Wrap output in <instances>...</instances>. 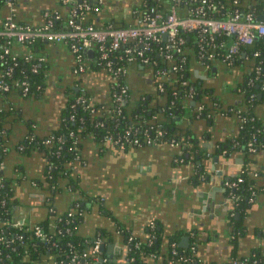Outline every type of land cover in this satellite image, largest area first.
Returning <instances> with one entry per match:
<instances>
[{"label":"crops","instance_id":"obj_1","mask_svg":"<svg viewBox=\"0 0 264 264\" xmlns=\"http://www.w3.org/2000/svg\"><path fill=\"white\" fill-rule=\"evenodd\" d=\"M86 1L95 5L98 0ZM137 3L138 0H103L100 12L119 25L134 24ZM65 5L62 0L61 3L16 0L13 16L17 21L39 26L45 20L46 11L64 10ZM258 14L264 15V6L258 8L255 17ZM225 35L228 44L225 45L221 36V42H217L219 49H228L235 40L233 35ZM247 47L249 51L245 50ZM252 47L256 48L254 41L240 45L231 66L223 58H212L209 71L196 59L190 64L191 72L201 79L213 98L229 104L235 100L236 84L253 66ZM15 49L26 51L24 46ZM41 54L46 68L44 86L36 99L24 98L16 92L2 98L0 93L2 104L13 110L5 122L6 143L10 146L5 160L16 195L12 223L23 227L44 221L52 224L54 216L80 201L83 207L77 228L79 234L89 239L100 238L101 254L117 262L127 257L125 233L145 238L154 226L162 232L165 250L169 238L175 235L181 247L195 245L202 264H221L230 257H247L256 247L264 245V148L250 158L238 149L218 150V146L238 133L236 116H194L196 110L190 103L184 104L180 114V126L190 131L197 144L187 160L168 142L118 148L89 136L80 143L81 161L74 159L69 164V177L62 176L52 196L45 195L38 185L44 178V153L38 150L22 153L16 144L29 127L44 134L58 126L66 102L64 94L69 89L88 92L91 100L109 104L113 78L108 71L102 73L101 67L82 74L76 72L73 55L62 43L48 42ZM88 56L95 58L94 54ZM124 74L131 91L129 106L137 108L143 98L146 110L151 113L159 103L154 98L156 75L149 67L137 63H131ZM255 110L264 125V99L257 102ZM151 117L154 119L157 114ZM196 166L203 168L205 178L204 174L195 176ZM241 167L258 189L243 213L236 212L235 217H241V230L234 232L229 219L234 207L226 194L225 181L227 177L233 179L239 175ZM182 236L188 237L186 246L181 245L186 242L181 240ZM84 264H95V261Z\"/></svg>","mask_w":264,"mask_h":264},{"label":"trees","instance_id":"obj_2","mask_svg":"<svg viewBox=\"0 0 264 264\" xmlns=\"http://www.w3.org/2000/svg\"><path fill=\"white\" fill-rule=\"evenodd\" d=\"M61 3V0H58ZM212 5L205 7L207 16L210 17H225L235 10L239 12L250 11L256 13L259 7L264 6V0H208ZM74 0H71L72 4ZM171 0H138L136 5L137 12H147L150 6L162 10L166 13L169 10ZM199 4L198 1L193 0H180L178 11L180 15H186L192 12ZM66 3L64 10H58L61 14L60 18L54 22L55 27L65 28V23L69 17V6ZM104 5H101L103 9ZM101 7L99 10L93 9H80L76 11L75 17L80 15L84 16L83 23H90L95 26H106L108 24L114 26L119 25L114 19H106L101 14ZM8 12V6L5 0H0V22L2 25L5 14ZM135 12V11H134ZM134 13V16H139L140 13ZM133 13V12H132ZM136 17V18H137ZM136 20V19H135ZM21 22V21H18ZM23 23V22H21ZM129 25V24H126ZM1 27V26H0ZM180 35L184 37L182 51L174 54L173 63L178 65L177 70L171 69V64L163 59V51L165 41L152 42L148 54L150 59L155 61L151 62L149 68L154 72L158 67H164L165 75L160 77L156 75V96L158 104L154 110L148 114L144 99L140 98L137 108L130 107V94L131 91L128 86L127 93L124 98L127 100L125 104L122 102L114 103L111 100L109 104H100L90 98L88 92L75 91L73 89L67 90L64 96L66 98L65 107L62 111L60 123L52 132L44 134L37 133V130L29 127L25 136L20 139L16 144L17 150L22 153H29L32 150L42 151L45 157V171L43 180L38 182L45 195L52 196L54 188L58 184V180L62 176L70 174L69 164L74 159L80 157V143L83 138L92 137L95 141L104 142L105 135L110 134L114 138L120 136L127 128H138L137 134L140 135L141 131L146 130L151 136L156 135L157 129H162V135L158 136L157 142L170 143L172 140L177 142L178 155L187 160L191 155L197 144L190 131L186 128L182 129L180 122L176 121L177 115L183 111L184 104L195 99L193 107L196 111L194 116L201 114V116L209 117L216 114H233L236 116L239 125L238 133L225 144L218 146V150L226 151L241 150L245 151L247 157L250 158L259 149L264 148V125L257 115L255 106L258 101L264 99V35L258 36L254 39L256 48H251L250 57L254 59L253 66L247 73H245L241 80L236 84V96L229 104L220 102L215 97L213 98L212 92L207 89L201 82V79L194 76L191 72V62L196 59L202 61L209 71L211 68L212 58H223L227 49H219L213 47L211 43L221 42L220 38L223 36V42L227 43V38L224 33L213 36V39L207 38V42H203L204 48H200V37L198 31H180ZM230 41V39L228 40ZM232 41V39H231ZM230 41V42H231ZM4 39H0V51ZM49 41L44 39H37L29 49L20 51L17 57L16 64L9 60V56L5 59L13 66L10 76L7 78L13 84L15 79H25L29 84V92L24 96L16 88H11L9 91H1L2 98L8 97L11 92L23 96L24 98L36 99L38 94L42 92L44 86V70L46 68L44 61H38V57L42 55V50ZM238 44V50L240 45ZM247 45V44H246ZM258 45V46H257ZM249 46V45H248ZM227 47V46H226ZM245 48V50H248ZM30 53V58L25 59L24 54ZM213 52V55L211 53ZM239 51H236L231 62V66L235 62ZM123 53V48L119 47L112 51L111 57H118ZM256 53V54H255ZM214 56V57H213ZM96 58L89 57L84 53L85 70L89 71L97 69L102 66L94 64ZM36 63V71L32 70V65ZM116 65H123L126 69L130 66L125 60L114 61ZM152 66V67H151ZM6 67L5 63H0V69ZM258 67V68H256ZM100 70H104L100 68ZM113 74V73H112ZM115 80L119 82H126L125 74H113ZM161 82L162 89H158L157 83ZM193 89V95L190 98L188 95L189 89ZM261 94V97H259ZM79 96H82V100ZM197 96V97H196ZM203 105L201 110L198 106ZM11 109H8L2 104L0 99V162L4 163V168L0 170V264H71L70 256L74 252L82 253L89 252L93 240L79 234L77 228L80 220V212L82 204L72 205L70 210L53 217L52 224L50 221L40 222L37 225L47 235L48 239L37 237L34 229L31 227L19 228L11 223L12 213L16 203V195L8 178L7 168L9 165L6 163L5 157L10 150V146L6 143L5 122L11 116ZM157 111V112H156ZM156 113L157 117L152 119L151 115ZM151 118V119H150ZM33 134V135H32ZM251 138L256 140V151H247L245 144ZM234 143V144H233ZM147 144V143H144ZM117 147V146H115ZM128 147V146H127ZM126 148V147H125ZM78 162V161H77ZM204 170L200 166H196V177L199 178ZM243 181L238 183L235 187H227L226 194L231 199L234 211L229 215L232 221L234 232L241 230V217L236 218L235 213L240 212V215L246 209L253 198L257 187L254 183L250 182L245 172L241 174ZM205 178V174L203 175ZM196 179V178H195ZM71 183L73 182L71 180ZM53 190V191H52ZM71 214H68V212ZM68 228V229H66ZM150 233V234H149ZM20 235V238H15V235ZM130 235L125 233V241H127V257L125 261H113L109 259L105 264H202L196 255V249L191 251V246L185 248L178 244V237L172 236L167 242V248L164 249L162 245V232L156 226L150 229L145 238L133 237V241L139 240L140 245L135 246L133 242L128 241ZM12 240V241H10ZM52 242H55L53 244ZM172 242H175V249L173 251ZM245 258L249 264H264V245L256 247L253 252ZM92 255H88L84 261L79 264L90 262Z\"/></svg>","mask_w":264,"mask_h":264},{"label":"built area","instance_id":"obj_3","mask_svg":"<svg viewBox=\"0 0 264 264\" xmlns=\"http://www.w3.org/2000/svg\"><path fill=\"white\" fill-rule=\"evenodd\" d=\"M5 1L8 6V12L5 14L0 27V39H4L0 51V63H5L6 67L0 69V90L9 91L13 87L24 96L29 92L28 81L25 79H15L13 84L8 81L7 78L10 76L13 66L5 59V56H9L10 62L16 64L19 52L15 47L24 46L26 49H29L37 39H44L49 42L66 45L73 55L76 63L75 70L78 73L85 70V50L93 47V54L96 58L94 64L102 66L101 68L108 71L113 78L111 97L112 101L117 104L125 100L124 96L128 90V83L119 82L113 77V74H124L126 71L125 66L116 65L114 61L117 59L120 61L125 60L129 64L137 63L143 65V67H149L151 62H155L150 59L148 54L150 45L154 41H165L163 59L168 63H173V55L182 51V45L184 43V37L180 35V31H198L201 35L200 48L202 49L204 48L203 42L206 43L208 37L212 40L213 36L221 33L233 35L235 40L229 46L226 55L223 57V59L229 63L232 60L233 54L237 51L239 43L250 44L256 37L264 35V20L257 19L250 11L239 12L235 10L225 17L207 16L205 7L212 5L208 0H193L198 1L199 4L192 12L190 11L186 15L179 14L177 3H179L180 0H171L169 10L166 13L155 6H150L147 12L144 14L141 12L139 14L134 24L123 26H114L111 24L106 26H95L90 23H83V15L75 17L76 11L80 9L99 10L103 0H98L95 5L89 4L86 0H74L72 4L70 3L71 0H62L64 3L70 4L69 17L65 23V28L54 26V22L61 16L59 11H46L45 20L39 26L18 22L13 16L16 0ZM157 1L160 2L163 0ZM211 45L219 48L214 41ZM119 47L123 48V53L118 57H111L112 51ZM211 55H213V52ZM30 57L29 52L24 54L25 59H29ZM43 60L44 56L40 55L38 61ZM170 66L172 70H177L179 68L176 63ZM36 69L37 64L34 63L32 65V70L36 71ZM165 72L164 67H158L155 69V72L153 71L155 75L160 77H164ZM157 87L158 89H162L161 82L157 83ZM188 95L190 98L192 97V88L189 89ZM80 99L82 100L81 97ZM202 107L203 105H199L197 109L201 110ZM209 115L210 114H207V116ZM137 131V127L127 128L120 136L115 138L110 134H106L105 140L113 146L125 148L130 145L157 143L158 136L163 133L162 129H157L155 136H151L146 130L141 131V134L138 135ZM255 140V138H251L246 142L245 147L247 151H256L257 146ZM170 144L177 146V142L174 140H172ZM3 168L4 163L0 162V170ZM243 172L242 170L235 178L225 181L226 188L235 187L238 183L243 181L241 176ZM251 200L252 198H250V201ZM68 214H71V212ZM12 225L24 228L19 223H12ZM33 229L37 237L48 239L47 235L37 224L33 226ZM15 238L19 239L20 235H15ZM128 241L133 242L136 247L140 245L139 240L133 241L132 235L128 237ZM52 243L55 244V242ZM175 244V242L171 244L174 252L176 251ZM191 251H195V245L191 246ZM88 255H92V260L99 262V264H105L110 259L101 254L100 238H95L89 252H74L70 256V262L71 264H79V262L84 261ZM209 264L218 263L211 262ZM221 264H249V262L245 258L230 257Z\"/></svg>","mask_w":264,"mask_h":264},{"label":"water","instance_id":"obj_4","mask_svg":"<svg viewBox=\"0 0 264 264\" xmlns=\"http://www.w3.org/2000/svg\"><path fill=\"white\" fill-rule=\"evenodd\" d=\"M78 1H81V0H78ZM91 4H92V3H91ZM256 18L259 19V20H263V19H264V15H263V14H262V15H259V14H258V15H256ZM85 53H87L88 55H92V54L94 53V49H93V47L87 48V49L85 50ZM102 73H107V71H106V70H103ZM196 97H197V96H196ZM259 97H261V94H259ZM126 102H127V100H124L122 103L125 104ZM189 103H190L191 105H194V104H195V99L190 100ZM148 114H150V110H148ZM175 120L181 122V121H180V120H182V119H181V115H177L176 118H175ZM176 148H177V147H176ZM187 156H189V154H187ZM242 170H243V168L241 167V168L238 170L237 174H240V173L242 172ZM228 179H230V177H227V180H228ZM81 204H82V203H81ZM235 214L237 215L238 213H235ZM15 215H16V210L14 209V210H13V213H12V216H15ZM236 215H235V216H236ZM36 224H38V223H33V224L30 225V227L33 228V226L36 225ZM181 240H182V241H186V242H182L181 245L186 246V245L188 244V242H187L188 237H187V236H182V237H181ZM100 247H102V245H100ZM95 264H99V262H95Z\"/></svg>","mask_w":264,"mask_h":264}]
</instances>
